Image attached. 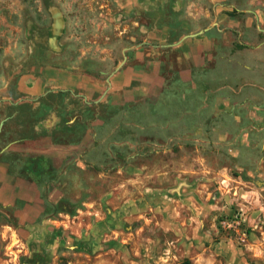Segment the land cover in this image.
<instances>
[{"label":"rangeland","instance_id":"obj_1","mask_svg":"<svg viewBox=\"0 0 264 264\" xmlns=\"http://www.w3.org/2000/svg\"><path fill=\"white\" fill-rule=\"evenodd\" d=\"M217 23L204 69L160 46ZM130 65L99 101L49 80L105 89ZM55 109L61 147L40 156ZM0 127L24 189L0 203V264H264V0H0Z\"/></svg>","mask_w":264,"mask_h":264},{"label":"crops","instance_id":"obj_2","mask_svg":"<svg viewBox=\"0 0 264 264\" xmlns=\"http://www.w3.org/2000/svg\"><path fill=\"white\" fill-rule=\"evenodd\" d=\"M214 29H219V23H217V26L214 24H211L204 29L198 30L196 32H188L184 33L183 35L180 34L178 35V38L175 39L174 41L170 42L168 41V36L171 33V29L168 28L166 30L165 34V40L167 43H161L160 46L164 49L166 52H170L172 50L178 51L180 54H182L181 59L186 60L188 64H190V73H192L193 70L195 69H204L207 67L206 64V56L211 53V50L213 49L214 45V39L215 36L212 34V31H215ZM194 34V35H190ZM49 74H52L49 76V80L54 81V90L57 91H66L69 92L70 96H78L79 94L84 95L87 97L90 93L100 91L101 96L100 98L96 99V101L101 100V98L108 92L109 89L112 91L115 90H121L124 88H127L130 86L133 82V80L140 74V71L137 69L136 66L130 65L126 68H122L121 70L116 71L112 76L109 78L111 81V84L108 82V87L103 89L99 83L93 82L91 79H88L87 76H80L77 74H73L71 72L65 73V71L59 70L57 72L56 70L53 72H50ZM187 75L184 73H180V77L184 78ZM45 83V82H44ZM46 85V83H45ZM44 85V87H45ZM22 86V87H21ZM20 89L22 91L28 92V94H34L36 91L39 90L40 85L36 83H31V84H26L23 83L21 85ZM82 88L84 89V93L81 92H76V88ZM53 110H47L44 113H39V118L36 122V132L38 134H43L46 135L49 139V142H51V147H49L46 152L42 149H38V152L40 156H45V157H50V155H56V149H59L61 145L58 144H52L53 140V134L57 130V126L59 123V117H58V109ZM33 113V112H32ZM18 113H14V115H11L9 117L16 116ZM7 117L6 120L9 118ZM17 131H18V136L10 142L7 151H12V150H20L22 147L21 140L24 139L23 136H19V131H22L24 129V124L20 123L17 126ZM46 128H49L46 130ZM15 177L10 174L9 172V163L0 161V203H3L5 205L7 204H13L18 196H21L22 193H24L23 185L21 183H14ZM17 190H16V187ZM20 188V190L18 189ZM23 213L24 211H18V213ZM38 213H40V210L38 209ZM21 224V223H19ZM32 225L33 227V234L32 236L37 238L39 242V238L41 237L40 231H34L35 228L34 226H40L38 223ZM22 225V224H21ZM7 228L11 229L12 231L16 230L14 227L8 225ZM6 228V229H7ZM4 231L3 235L6 233L8 234V229ZM14 229V230H13ZM12 240H14L13 236Z\"/></svg>","mask_w":264,"mask_h":264},{"label":"trees","instance_id":"obj_3","mask_svg":"<svg viewBox=\"0 0 264 264\" xmlns=\"http://www.w3.org/2000/svg\"><path fill=\"white\" fill-rule=\"evenodd\" d=\"M177 38H178V36H174V35H172L170 33L169 36H168V41L172 42V41H174ZM56 93H58V94H70L69 92H66V91L65 92L59 91V92H56ZM35 167H36V165H35ZM61 203H62V201H61ZM183 264H195V263L191 262V260H189V259H185L183 261Z\"/></svg>","mask_w":264,"mask_h":264},{"label":"water","instance_id":"obj_4","mask_svg":"<svg viewBox=\"0 0 264 264\" xmlns=\"http://www.w3.org/2000/svg\"><path fill=\"white\" fill-rule=\"evenodd\" d=\"M190 35H194V34H190ZM126 59H127V55L125 54V55H124V61H123L122 63H124ZM120 66H121V65H120ZM108 82H109V84H111L110 79H108ZM3 123H4V121L1 122V126L3 125ZM0 130H1V127H0Z\"/></svg>","mask_w":264,"mask_h":264},{"label":"flooded vegetation","instance_id":"obj_5","mask_svg":"<svg viewBox=\"0 0 264 264\" xmlns=\"http://www.w3.org/2000/svg\"><path fill=\"white\" fill-rule=\"evenodd\" d=\"M17 104H21L20 102H18ZM24 112V111H23Z\"/></svg>","mask_w":264,"mask_h":264}]
</instances>
